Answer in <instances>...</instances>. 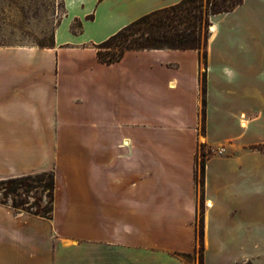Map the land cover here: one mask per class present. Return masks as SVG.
Here are the masks:
<instances>
[{
	"label": "crops",
	"instance_id": "obj_1",
	"mask_svg": "<svg viewBox=\"0 0 264 264\" xmlns=\"http://www.w3.org/2000/svg\"><path fill=\"white\" fill-rule=\"evenodd\" d=\"M180 1L62 0L64 14L51 46H0V181L43 172H53L55 181L51 219L0 204V264H196L195 159L220 36L216 20L247 24L263 0L247 7L243 1L213 16L205 93L197 51L131 50L119 62L104 64L94 48L142 16ZM231 33L225 40L232 41ZM91 132L96 142L81 147H91L97 157L79 182L62 171L68 163L59 160L65 146L57 136ZM222 162L243 181L247 160ZM234 180L225 179L231 186L216 213L218 199L202 191L203 202L213 203L202 223L205 249L211 223L222 235L225 223L248 213L247 195L234 190ZM59 196L63 207H57ZM254 212L262 226L244 224L242 237L249 241L256 234L264 245V208ZM259 258L256 264H264V254Z\"/></svg>",
	"mask_w": 264,
	"mask_h": 264
},
{
	"label": "rangeland",
	"instance_id": "obj_2",
	"mask_svg": "<svg viewBox=\"0 0 264 264\" xmlns=\"http://www.w3.org/2000/svg\"><path fill=\"white\" fill-rule=\"evenodd\" d=\"M243 1L246 7L257 4V0ZM258 6L260 13L249 15L247 24L236 25L232 17L216 20L220 36L213 46L212 80L210 84L207 83L204 108L205 124L201 123L200 115L197 135L196 226L198 229L209 212L206 202L202 200V191H208L213 198L218 199V205L212 210L216 213L214 210L219 207V200L231 186L225 179L234 180L236 177L230 173L228 163L222 162L229 159L242 158L248 161L247 167L244 168L247 173L243 181H232L234 190L239 188L245 191L248 213L241 214L242 216L232 223H225L220 233L222 235H219L218 226L211 223L207 249L203 245L204 264H224L234 258L238 260L232 264H256L264 254V245L255 240L256 234L247 241L241 232L246 223L253 230L260 228L263 223V218L258 219L254 212L257 208H264V0L260 1ZM63 14L62 0H0V46H51L54 30ZM210 20L213 23V16ZM210 28L211 24L207 31L209 39L212 35ZM229 31L233 35L232 41L225 40ZM200 68L202 73L203 61ZM242 115L251 121L246 130L239 127ZM87 135L89 136L75 133L71 136H57L59 145L65 146L59 160L61 163H68V166L62 164V171L79 182L82 177L91 173L89 160L97 157L91 147H81L84 143L96 142V132ZM201 160L205 165L212 160L207 167L209 181L208 184L205 182L204 186L199 167ZM3 187L0 185V203L6 202L9 206L12 203H26L19 208L34 211L31 207L39 199L43 200L42 205L47 202L45 193L40 188H32L28 192L17 188L15 194H4ZM62 199L63 197H58L57 207L64 206ZM222 208L227 210L228 206L223 204ZM194 260L196 264L200 261L198 238Z\"/></svg>",
	"mask_w": 264,
	"mask_h": 264
},
{
	"label": "trees",
	"instance_id": "obj_3",
	"mask_svg": "<svg viewBox=\"0 0 264 264\" xmlns=\"http://www.w3.org/2000/svg\"><path fill=\"white\" fill-rule=\"evenodd\" d=\"M243 0H181L179 3L153 11L133 21L105 41L94 45L97 59L104 64L119 62L127 51L131 50H194L203 61L204 70L201 73L202 92L206 91V56L208 46V26L212 16L230 13ZM205 101L201 111V123L205 124ZM201 178L204 175L205 162L199 163ZM196 179V174H195ZM4 186V194H15L17 188L24 192L32 188H40L47 200L42 205V199L32 205L34 211L21 210L26 203H12L10 206L17 213H28L40 218L51 219L53 212L55 181L53 172H43L35 176L27 175L0 181ZM37 185L38 187H33ZM0 204L7 205L6 202ZM199 242V264L203 263V226H196ZM197 251V249H196ZM195 251V252H196ZM188 260L191 255H181Z\"/></svg>",
	"mask_w": 264,
	"mask_h": 264
},
{
	"label": "bare ground",
	"instance_id": "obj_4",
	"mask_svg": "<svg viewBox=\"0 0 264 264\" xmlns=\"http://www.w3.org/2000/svg\"><path fill=\"white\" fill-rule=\"evenodd\" d=\"M210 30H211L212 34L214 35L216 33V26L214 24H212ZM210 39H212V35L210 36ZM250 123H251V121L247 120L243 115L240 116L239 127L241 129L246 130ZM206 207H207V209H211L213 207V203L211 201L207 200L206 201Z\"/></svg>",
	"mask_w": 264,
	"mask_h": 264
},
{
	"label": "built area",
	"instance_id": "obj_5",
	"mask_svg": "<svg viewBox=\"0 0 264 264\" xmlns=\"http://www.w3.org/2000/svg\"><path fill=\"white\" fill-rule=\"evenodd\" d=\"M210 23H211V25L213 24L212 21H211ZM210 31H211V30H210ZM211 33H212V32H211Z\"/></svg>",
	"mask_w": 264,
	"mask_h": 264
}]
</instances>
